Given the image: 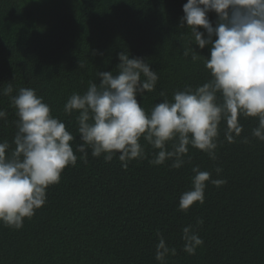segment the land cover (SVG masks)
Returning a JSON list of instances; mask_svg holds the SVG:
<instances>
[{
  "label": "trees",
  "instance_id": "16d2710c",
  "mask_svg": "<svg viewBox=\"0 0 264 264\" xmlns=\"http://www.w3.org/2000/svg\"><path fill=\"white\" fill-rule=\"evenodd\" d=\"M186 3L0 0V90L9 83L13 96L21 87L35 89L76 137L75 152L81 143L76 113L65 115L63 106L90 81L99 83L97 72L115 74L119 53L144 59L158 74L155 91L137 97L146 111L162 102V91L171 100L175 91L208 81L204 60L211 45H192L201 55L196 61L183 55L191 46L187 26H180ZM208 17L215 27L216 14ZM0 109L7 112L0 141L11 144L17 116L9 96L0 95ZM240 123L243 132L234 143L225 140L220 125L215 161L190 148L180 169L172 161L150 164L154 150L143 141L147 158L131 161L127 169L118 155L106 162L89 149L84 163L75 152L76 166L48 188L34 217L19 230L0 224V264H158L157 233L176 249L166 264H264V142L252 136L256 119L241 117ZM193 167L226 183H208L204 203L185 212L179 199L191 188ZM217 167L223 170L219 176ZM188 225L204 241L194 255L183 251L182 229Z\"/></svg>",
  "mask_w": 264,
  "mask_h": 264
},
{
  "label": "clouds",
  "instance_id": "9594fccd",
  "mask_svg": "<svg viewBox=\"0 0 264 264\" xmlns=\"http://www.w3.org/2000/svg\"><path fill=\"white\" fill-rule=\"evenodd\" d=\"M210 12L217 16L215 27ZM183 13L180 26L186 25L191 35V46L183 55L191 54L196 61L201 55L192 45L200 49L211 45L210 58L204 60L210 78L195 88L175 91L171 100L160 92L162 102L146 111L137 97L155 91L158 74L144 59L119 53L115 74L97 72L99 83L90 81L83 94L73 93L63 106L65 115L76 113L81 143L75 152L84 163L90 149L92 157L103 155L106 162L118 155L127 169L131 161L147 158L141 141L154 150L152 165L172 161L170 166L180 169L190 148L215 161L220 125H225V140L234 143L243 132L241 117L258 121L252 136L264 142V0H187ZM12 92L11 83L0 90V95L10 97L17 116L11 144L0 141V224L19 230L45 205L48 188L60 182L67 167L76 166L78 157L73 148L76 137L35 89L21 87L15 96ZM6 118L7 112L0 109V120ZM243 142L248 143L247 138ZM222 171L215 169L217 176ZM192 172L191 188L179 199V209L185 212L204 203L208 183L217 187L226 183L199 167ZM157 238L155 259L166 264L176 249L162 234ZM182 240L189 255L204 243L192 225L183 227Z\"/></svg>",
  "mask_w": 264,
  "mask_h": 264
}]
</instances>
